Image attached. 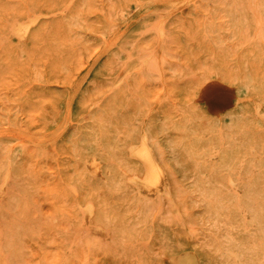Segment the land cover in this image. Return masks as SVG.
Instances as JSON below:
<instances>
[{"label": "rangeland", "instance_id": "obj_1", "mask_svg": "<svg viewBox=\"0 0 264 264\" xmlns=\"http://www.w3.org/2000/svg\"><path fill=\"white\" fill-rule=\"evenodd\" d=\"M182 253L264 264V0H0V264Z\"/></svg>", "mask_w": 264, "mask_h": 264}, {"label": "bare ground", "instance_id": "obj_2", "mask_svg": "<svg viewBox=\"0 0 264 264\" xmlns=\"http://www.w3.org/2000/svg\"><path fill=\"white\" fill-rule=\"evenodd\" d=\"M186 1V0H185ZM183 2H179L181 4ZM35 19L19 22L14 31L19 35H26L31 28ZM130 155L139 160L145 168V173L142 178L135 177L134 182L137 184L140 190L148 189H160L166 179V173L160 161L157 159L154 149L151 146L148 138L142 136L139 144L131 146ZM89 172L93 175H100V164L97 161H92L88 164ZM233 183V181H232ZM173 264H199V260L193 253H182L174 257Z\"/></svg>", "mask_w": 264, "mask_h": 264}]
</instances>
